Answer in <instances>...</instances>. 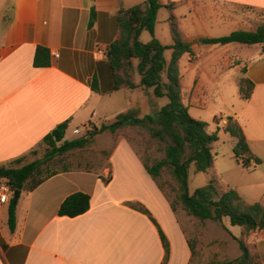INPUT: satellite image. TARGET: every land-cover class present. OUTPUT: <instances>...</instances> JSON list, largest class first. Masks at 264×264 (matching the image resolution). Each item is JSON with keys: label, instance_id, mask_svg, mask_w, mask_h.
Returning a JSON list of instances; mask_svg holds the SVG:
<instances>
[{"label": "crops", "instance_id": "0c3cea01", "mask_svg": "<svg viewBox=\"0 0 264 264\" xmlns=\"http://www.w3.org/2000/svg\"><path fill=\"white\" fill-rule=\"evenodd\" d=\"M143 1L121 0L126 8ZM160 1L166 16L158 10L154 36L163 45L173 43L165 7L173 3L181 33L192 49L197 38L220 36L211 30L222 22L234 19L244 27L243 19L233 13L232 7L264 10V0H213V8L208 0ZM117 3L118 0H0V167H7L21 156L24 158L19 165L27 163L26 156L39 146L42 137L64 120H68L64 139L71 140L76 138L74 129L89 122L97 125L99 121H111L127 109H135L137 116L143 117L167 103L158 102L153 88L113 90L106 55L95 50L106 49L117 36ZM183 4H187V11L182 10ZM92 6L95 22L89 27ZM160 21H166L168 26H159ZM150 39L151 34L147 36L143 31L139 36L144 43ZM238 44H211L208 70L213 74L203 75L202 70H196L201 65L194 53L192 59L189 53L182 55L179 72L183 102L197 119L191 108L202 105L205 79L214 80L217 86L233 75L237 90L228 110L216 117L222 121L215 120L216 128L226 122V117H234L261 163L248 170L237 163L234 155L233 162L242 171L264 173V52L261 44H241L248 48H241L245 49L242 55L234 54ZM38 45L48 48L50 66H33ZM164 53L168 63L171 50ZM133 63L136 66L138 60ZM162 75L165 80L166 71ZM242 77L254 84L248 99L239 94ZM134 81L140 82L138 72ZM108 114L111 117L106 120ZM217 133L218 140L228 135L222 130ZM112 142L106 163L98 172L59 171L31 192L22 191L14 231L7 225V203L0 204V241L5 244L2 247L0 243V264H160L164 250L155 224L131 209L128 201L146 206L166 235L170 249L167 264H203L202 260L227 261L241 255L240 248L234 246L227 255L224 239L222 246L207 247L193 257L185 229L146 172L137 149L124 137ZM235 180L225 177V182L235 187L246 202L264 205V178L255 189ZM76 190L90 193L89 209L75 217L57 215L61 201ZM225 231L231 240L237 242L240 237L252 246L264 264V228L243 234L241 227L234 230L226 225ZM221 251L224 255H220Z\"/></svg>", "mask_w": 264, "mask_h": 264}, {"label": "trees", "instance_id": "16d2710c", "mask_svg": "<svg viewBox=\"0 0 264 264\" xmlns=\"http://www.w3.org/2000/svg\"><path fill=\"white\" fill-rule=\"evenodd\" d=\"M162 6L164 5L160 0H144L140 4L126 8L121 0H118L115 12L117 36L106 47L105 55L111 71L113 90L134 89L138 86L153 88V94L157 97H167V103L157 112L143 117H138L135 109H127L115 115L111 121L100 126L94 125L89 132L71 140L64 139L68 126V120H64L46 133L39 142V145L45 147L42 157L21 165L19 164L23 161V156L11 161L5 169V178L10 186L7 225L11 231L15 229L16 205L21 192H31L59 171H69L65 167L62 170L51 167L56 157L83 148L96 134L101 133H107L115 140L124 137L133 142L129 132L140 138L142 152L137 150L139 158L157 188L168 199L175 216L183 212L186 216L199 221L210 219L218 222L227 217L231 225L242 228L243 234L264 228V205L258 201L246 202L235 187L227 184L216 173L211 176L206 186L196 189L192 195L188 191V168L191 162H195L198 170L203 172L214 168L211 144L218 140V130L227 133L233 140L232 152L242 167L253 170L261 163V159L251 152L244 132L234 117L228 116L221 127L209 132L207 122L189 114L188 106L183 102L179 60L184 53L193 56V50L191 42L181 33L178 18L173 12V3L165 5L169 11L168 21L173 43L163 45L154 36L157 12ZM94 22L95 9L92 6L88 26L91 27ZM144 30L151 34V39L145 43L139 40ZM196 40L220 45L233 42L246 45L261 44L264 52V23L254 29H237L226 35L200 37ZM166 49L171 50L168 63L164 57ZM134 59L138 60L136 66L133 63ZM32 64L37 68L50 66L48 48L36 46ZM165 71L164 80L162 74ZM135 72L140 74L139 84L134 81ZM238 86L240 97L250 98L253 82L242 77ZM92 88L97 90L94 84ZM151 140L165 142L162 157H154L149 152ZM30 153H36V150L33 149ZM90 199L88 192L73 191L61 201L57 215L67 217L81 215L89 209ZM126 204L146 215L155 224L164 250L160 264H167L169 242L149 209L139 201H128ZM198 237L199 235L192 238L187 236V244L193 257L200 254V248L203 246ZM237 241L241 250L239 257L210 264H262L252 246L240 237ZM0 243L5 247L2 241Z\"/></svg>", "mask_w": 264, "mask_h": 264}, {"label": "rangeland", "instance_id": "374dc122", "mask_svg": "<svg viewBox=\"0 0 264 264\" xmlns=\"http://www.w3.org/2000/svg\"><path fill=\"white\" fill-rule=\"evenodd\" d=\"M208 2H210V6L213 8V0H208ZM180 6L182 7V10L187 11V4H183ZM159 10L160 14L166 16V10L164 7H161ZM232 11L233 13L239 15V18L241 17V19H243L242 23L244 24V27L237 25V23L235 22L236 20L234 19L227 20L226 22H222L218 25L213 26L211 33L226 35L235 29H254L259 24L264 23V11L243 6L232 7ZM158 24L159 26L161 24H163L164 27L168 26L166 21H160ZM143 32L147 36L148 34H150L148 31ZM211 46V44L197 41L196 46L192 49L194 56L197 57V59L199 60V64L201 65V67L196 66V70H198L199 72H201L202 70L203 75H207V73L213 74V70H208V67L210 66L208 64V57L210 56V54L208 53V48H210ZM237 46V49L233 50V52L234 54L238 55H242L244 52L243 50H245L241 48H248V46L241 44H238ZM166 53L168 54V52ZM191 57L192 56L189 54L188 58ZM203 86L204 93L202 97V105L198 109L191 108V114L197 117V119H201L207 122L208 131L213 132L216 130L215 120L218 123H222V121L220 122V118L216 117L219 116L220 113H225L228 110L231 100L236 93L237 83L235 77L231 75L228 79H225V81L215 86L214 80H209L207 77V79H205L204 81ZM157 100H159L158 102L160 103L168 101L167 97H159ZM110 117L111 116L108 114L105 119L109 120ZM106 122L108 121H99L97 122V125L91 122H89L88 124L93 128L94 125L100 126L102 123ZM82 134H76V137H79ZM128 134L133 141L131 142L133 146L141 153L142 145L140 143V138H137L133 132H129ZM70 135L71 134H69V136ZM95 136L92 138L91 142L83 148L72 150L62 156L56 157L54 159L55 163L51 167L57 170H62L65 167L69 171L88 170L92 172H98V170L106 163V159L108 158V155L111 151V146L113 143L112 141H115V138L108 135L107 133L99 134L96 138ZM232 144L233 141L228 135H224L222 139H219L218 141L211 144L212 154L214 157V168L211 170L203 172L198 170L197 164L195 162L190 163L188 168V191L191 195L195 192L196 189L206 186L211 176L215 175V173L222 180L224 179V181L225 177L233 181L234 179H236L239 183L242 182L245 185L248 184L249 188L254 189L256 186H258V184L262 182V179L264 178L263 172L258 170L242 171L241 168L233 162ZM164 146L165 142L151 140L149 152L154 157H162L164 154ZM35 150L36 153H29L26 156V160L24 162L32 161L36 158L42 157L45 152V147L44 145H39L35 148ZM241 191L242 193H245L244 188H242ZM21 198L23 201V199L25 198V193H23ZM177 219L185 229L188 237L192 238L196 235H199L198 238L200 240V243L203 244V246L200 248V251L206 249L207 247L215 248L216 246H222L221 240L224 239H226L227 241V245L225 247L227 255H230L233 246L239 249V244L237 243L238 241H233L228 237L225 231V226L227 225L230 228H234V230L239 227L231 225L227 217H224L221 222L210 219L199 221L196 218L186 216L183 212H179L177 214ZM222 254L224 255V252L221 251L220 255ZM212 262L221 261L218 260L206 262V260H202L203 264H210ZM193 264H195V261Z\"/></svg>", "mask_w": 264, "mask_h": 264}, {"label": "built area", "instance_id": "2783aa9c", "mask_svg": "<svg viewBox=\"0 0 264 264\" xmlns=\"http://www.w3.org/2000/svg\"><path fill=\"white\" fill-rule=\"evenodd\" d=\"M95 51L98 54H105V48L103 47H97ZM91 129L92 127L89 124H87L84 125L83 127L75 128L74 133L82 134L89 132ZM9 197H10V186L5 177L4 178L0 177V204L8 203Z\"/></svg>", "mask_w": 264, "mask_h": 264}, {"label": "water", "instance_id": "95a60500", "mask_svg": "<svg viewBox=\"0 0 264 264\" xmlns=\"http://www.w3.org/2000/svg\"><path fill=\"white\" fill-rule=\"evenodd\" d=\"M5 169H6L5 166L0 167V177H3V178L5 177Z\"/></svg>", "mask_w": 264, "mask_h": 264}]
</instances>
